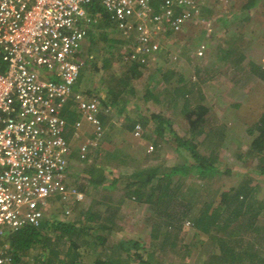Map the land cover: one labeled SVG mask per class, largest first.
<instances>
[{
    "label": "built area",
    "instance_id": "2783aa9c",
    "mask_svg": "<svg viewBox=\"0 0 264 264\" xmlns=\"http://www.w3.org/2000/svg\"><path fill=\"white\" fill-rule=\"evenodd\" d=\"M91 1L0 0V239L26 225L39 227L52 200L69 215V205L83 199L67 182L71 148L62 108L71 98L92 128L80 152L95 147L104 132L102 105L96 96L74 91L84 63L80 49L99 20L88 10ZM99 1L122 37L125 61L148 64L164 47L165 34L191 22L211 28L201 16L208 0ZM81 124L74 122L75 134ZM142 131L136 122L133 136ZM7 248L0 244V264H13Z\"/></svg>",
    "mask_w": 264,
    "mask_h": 264
},
{
    "label": "trees",
    "instance_id": "16d2710c",
    "mask_svg": "<svg viewBox=\"0 0 264 264\" xmlns=\"http://www.w3.org/2000/svg\"><path fill=\"white\" fill-rule=\"evenodd\" d=\"M259 1L243 0V2L239 1L240 3L234 2L228 9L231 12L232 10L238 12L241 10L245 14H248L250 9L257 10L259 8L263 10L264 7H258ZM261 4L264 6V0H262ZM88 10L92 14H98L101 27L105 28L113 25L110 23L108 15L102 10L99 0H92ZM248 19L249 17L246 16L245 20L248 21ZM231 40L233 44L230 43V46L226 49H220L223 54L220 58L226 61L228 67L243 70L246 68L242 66L245 59V50L239 46L235 48L234 40ZM90 42H93V40ZM121 62L125 66L121 74L118 77L114 76L108 81H104L102 85L105 97L102 99L101 96L97 95L103 105H113L119 115L125 117L126 108L130 104L137 110L139 115L137 121L140 122L142 128L150 127L152 131L157 133V137L160 140L165 139L163 133L169 131V135L175 141L177 152L187 159H183L181 164L170 167L167 165L145 166L142 168L139 165L124 179L123 194L119 201L129 199L140 204H148L153 211V208H155L156 211L154 212L156 215L172 220L167 225L169 228H172L171 225L175 224V228L179 229V225H182L183 220H191L190 222L194 229L206 235L209 240H212L217 245L213 254L208 255L210 259L219 260L222 264H244L245 256H249L251 258L249 264H264L262 243H260L261 245H256V249H241L244 236H246L247 240H251L256 238L254 234H257L261 228L262 230L264 229V222L262 223V220H264V199L258 197L261 184L257 183L253 186L250 184L254 180V177L250 174L257 175V179H261L264 182V112L246 130L251 137L246 153L243 156L241 154L236 155L238 158H242L244 162H248L245 157L249 158L248 160L255 161V166L249 167L245 165L240 178L238 177L240 180L237 184L218 191L213 186L217 176L229 175L235 169L218 161V156L214 154L202 155L196 149L194 138L205 133L207 127L210 128L211 126L210 123L213 117L207 116L208 108L196 101L193 107L186 110L185 117L188 119L189 124L187 132L191 131V135L189 137L185 134L181 135L173 129L170 119L165 118L162 113L151 111L145 114L147 106L131 101V97L133 98L136 93L133 82L142 77V70L147 64L142 65L135 61H125L120 56ZM116 64L117 60L113 56H106L102 61L101 69H110L115 67ZM163 64L158 65L157 72H159L161 81L164 84L171 85L174 80L175 83L183 81L184 76L180 73L174 79L176 72L173 66L166 61ZM4 67V64L0 62V70ZM94 67L98 70V66L95 65ZM247 69L257 78L264 80V67L261 64L248 61ZM197 70L194 72L199 73ZM185 94L187 92L181 94V96L184 97ZM200 97L203 98L201 93L197 100H200ZM141 99L146 104L151 99L158 101L154 91L147 87H145ZM72 116L73 113L68 112V120H71ZM133 124H130L131 127ZM131 127L126 126L125 128L129 129ZM108 138L106 136V139L110 141L111 138L109 136ZM160 140L158 138L155 139L152 142L153 147H159ZM114 145L112 150H98L96 152L97 158L87 166L86 171L90 184L104 185L109 174L115 176L110 182V186L113 187L116 181L122 177L120 171L122 167L129 165L127 161L134 163L133 161H144L148 157L147 154H144L140 158H134L123 149L120 150ZM116 171L121 174L115 175ZM175 175L181 177L194 176L200 179L201 183L195 181L186 183L183 181L174 184L173 177ZM217 195L219 200L214 205L213 202ZM162 202L165 203L164 205L171 203L176 205L177 215L174 216L175 213L167 211V206L161 209L160 204ZM112 206L109 205L107 207V214L103 222L90 209L85 214L86 220L80 225H76L75 221L72 220H43L39 227L26 225L19 230L7 232L3 239H0V243H7V249L12 257L13 264L23 263L30 250L39 245L47 249L45 251L47 254L44 256L45 253L42 251L39 252L40 254H36L34 261L36 264H48L51 262L56 264H130L129 258L132 256L134 264H163V260L156 257L153 252L145 251L144 244L137 238L129 240L116 239V242L112 243L110 254L102 256L98 253V256L92 262H84L80 259L84 253H88L91 250L96 252L102 249L103 246H107L112 232L119 229L116 215L119 212L120 204L116 203V205ZM158 206L160 207L159 210ZM232 227H234V230L236 228V232L231 230ZM153 231L152 236H157L156 228ZM241 231H245L246 234L243 235ZM88 233L91 236L89 243L88 239H86ZM262 238L264 239V237ZM65 243L67 246H65ZM61 245L65 247L60 248ZM208 263L212 264V262Z\"/></svg>",
    "mask_w": 264,
    "mask_h": 264
},
{
    "label": "rangeland",
    "instance_id": "374dc122",
    "mask_svg": "<svg viewBox=\"0 0 264 264\" xmlns=\"http://www.w3.org/2000/svg\"><path fill=\"white\" fill-rule=\"evenodd\" d=\"M210 1V0H208ZM207 1V2H208ZM221 1V0H220ZM243 0H228L221 4L229 8L234 2L240 3ZM262 0L259 1L258 7H264ZM206 3L205 5H207ZM215 5L216 9L221 7ZM221 7V8H222ZM209 7L205 8L204 15L209 16ZM264 9V8H263ZM100 20V19H99ZM93 24L88 32V37L84 40L79 52L80 58L84 61L81 70H79L80 76L78 79V86H82L81 90L89 91V94H97L103 96L102 85L104 81H108L114 76H119L122 70L125 69L124 63H120V56L123 60V53L125 48L122 46V38L117 29L111 25L107 27H101L100 22ZM202 21H196L195 23L187 24L184 29L177 33H168L163 40L162 51L156 58L152 59L147 66L142 70V77L136 79L134 83L135 94L131 101H136L143 106H147L145 114L149 112H159L162 115L170 119L173 129L181 135L190 136L191 131L188 133L189 124L188 119L185 117V112L189 108L193 107L196 101H199L203 106L208 108L209 117H213L210 123V128L207 127V131L203 134L197 135L194 138L196 143V149L202 155L214 154L218 156L221 163L230 166L235 171L231 174L218 175L214 181L213 186L221 191L224 188H228L237 184L240 180V175L243 172L245 165L255 166V161L245 157L244 162L242 158H238L236 155L242 156L246 153L251 141L250 135L247 133V128L253 125L264 112V80L254 76L253 73L248 71V61H257L262 64L264 52L261 49H255L254 46H246L244 49L245 59L242 63L243 70L228 67L226 61H223L220 57L222 52L219 49H215L217 44L202 42L203 41V26ZM234 26V24H233ZM238 29V27H236ZM249 29V25L247 27ZM105 34V36H104ZM244 37H248L247 34H242ZM220 36V35H218ZM121 38V39H120ZM93 42H90L92 41ZM218 42V41H216ZM203 44L204 49H199V46ZM214 45V46H213ZM211 46V47H210ZM248 47V48H247ZM166 48V49H165ZM201 50V51H199ZM263 54V56H261ZM113 56L117 60V64L113 68L101 69L102 61L106 56ZM176 55L177 59L172 60V57ZM202 55V56H199ZM218 58V59H217ZM168 62L175 68L176 75L174 79L178 77V74H182L184 79L182 82L172 81L171 85H166L161 81L158 70V65L163 62ZM225 62V63H224ZM98 66V70L94 66ZM198 69V70H197ZM197 70L199 73H195ZM52 75L50 74V77ZM195 76V77H194ZM203 79V80H200ZM145 87L154 91L157 100L151 99L147 104L141 99V95L144 92ZM187 92L184 97L181 94ZM203 95V98L200 96ZM126 111L131 113L130 118L137 120L139 115L137 110L130 104L127 106ZM112 118H110V128H107L106 135L103 141L98 143L99 149L102 150L107 146L105 144L108 136L113 138L111 142L115 144L120 150L123 149L130 156L134 158H140L142 155L147 154L146 160L129 162L127 167H122L119 171L115 172V175L121 174L122 177L116 181L113 187L107 189H98L91 187L88 188L86 198L84 197L82 202L88 204L93 198L100 202L111 201L113 204L119 203L121 205L119 214H117V222L119 229L112 232V236L109 237L107 246H103L102 249L97 250V254L105 256L110 254L113 246L112 243L116 242V239L121 237H138L142 243H144L145 251L155 253L159 258L163 260V264H222L219 260L210 259L208 255L213 254L216 244L209 240L206 235L201 234L192 226L191 220L185 219L180 228L176 229L175 224H172V228L167 227L168 223L172 220L166 219L164 216L156 215L152 208L147 209L146 206L136 203L134 200L123 199L117 201L122 197L123 184L126 176L133 172L139 165L141 167L149 166H174L181 164L187 158H184L177 152L175 141L173 137L169 135V131H165L164 138L157 137V133L149 128H143L142 138H131L128 136L124 124L119 117L118 112L114 108L112 112ZM139 119V118H138ZM123 122L122 126L118 123ZM130 124L132 123L131 121ZM126 126H128L126 124ZM107 127V126H106ZM105 131V129H104ZM90 135V131L85 132ZM107 136V139H106ZM160 140L159 147H153L151 151H148L149 144L157 139ZM124 141V143H121ZM146 149L148 153H146ZM144 157V156H143ZM141 162V163H140ZM81 166H79L80 168ZM243 169V170H242ZM238 172V173H235ZM239 174V176H237ZM254 177V180L250 184H261V190L258 197L264 199V182L261 179H257V175L250 174ZM115 176H111L113 179ZM239 177V178H238ZM84 177H78L74 180V184H84ZM259 180V181H258ZM185 181H195L201 183L200 179L194 176L181 177L175 175L173 177L174 184ZM177 182V183H176ZM218 195L214 199V205L218 202ZM81 202V203H82ZM161 203L160 207L165 208L167 211L175 213L177 215L176 205H164ZM177 204V203H175ZM81 206V205H80ZM174 206V207H173ZM62 206L57 201H53L45 213V220H51L56 218H74L79 212L78 209H73L69 215L62 213ZM158 206V210L160 209ZM157 213V212H156ZM160 213V212H159ZM156 215V217L154 215ZM120 216V218L118 217ZM154 222V223H153ZM264 220H262V223ZM156 223V224H155ZM157 225V227H156ZM157 231V236H152L153 230ZM236 232V228L231 229ZM242 232V231H241ZM151 234V235H150ZM245 235V231L242 232ZM227 236V234L225 233ZM90 235L86 236L88 243ZM243 247L241 249L250 250L256 249V245L262 243L264 248V229L262 228L254 234L251 240H247L244 236ZM68 244V243H67ZM65 246L66 243H65ZM60 246V248L65 247ZM47 249L42 246L33 247L28 256L24 258L23 263L35 261V255L40 254L42 251L45 253ZM47 253L44 254L46 256ZM43 256V257H44ZM95 258L92 253H84L81 256V260L84 262H91ZM249 256H245L243 263L249 264ZM250 261V262H249ZM129 263L134 264L133 256L129 258Z\"/></svg>",
    "mask_w": 264,
    "mask_h": 264
},
{
    "label": "crops",
    "instance_id": "0c3cea01",
    "mask_svg": "<svg viewBox=\"0 0 264 264\" xmlns=\"http://www.w3.org/2000/svg\"><path fill=\"white\" fill-rule=\"evenodd\" d=\"M227 1L228 0H221V1L220 0H210L207 2L208 3L207 5H204L201 8V11H202L201 16L206 21L209 20L211 22V28H206L205 24L203 22H201L204 24V26H203L204 30L202 31L204 33V35L202 36L203 37L202 42H206V43L208 42L209 45H210V43L211 44L215 43V44H217L216 46L213 45L215 47V49L220 50L221 48H225V49L228 48L230 46V43L233 44L232 40H231V39H233L234 43H235V48L237 46H239L240 48L245 49L246 46H249V45L252 46L253 45L255 49H261V51L264 52V9L263 10H260L259 8L257 10H255V9L251 10L250 9L248 11V14L247 13L245 14V12L241 11V10L239 12L232 10V12H231V11H229L228 8H226V6H223V7L221 6V4H223ZM216 4L217 5L220 4V6L222 8L220 7L218 9H216V7H215ZM207 7H209V10L208 9L206 10L207 13L209 12L208 13L209 16L204 15V10ZM232 13H234V14H232ZM246 16L249 17L248 21L245 20ZM191 23H195V21L191 22ZM233 24H234V26H233ZM248 25H249V29H247ZM236 27H238V29H236ZM183 29H184V27H183ZM244 33L249 35V36L244 37L242 35ZM218 35H220V36H218ZM234 36H235V38H234ZM216 41H218V42H216ZM233 47H234V45H233ZM161 51H162V49H161ZM199 56H202V55H199ZM261 56H263V54ZM254 62H255V64L260 63V62H257L255 60H254ZM262 63H264V58L262 60ZM262 66L264 67V65H262ZM77 84H78V80L75 83L74 91H80L86 95L96 96L99 99L97 94H95V93L89 94V91L86 92V90L84 92V90H81L82 86L80 85V87H79ZM104 97H105V95L103 94L102 99ZM100 103L102 105V109L99 112V117H100L101 121L103 120L102 125L105 129L104 132L106 133L107 128L108 127L110 128V121H111L110 118L113 117L112 112H113L114 108L116 109V107H114L113 105H108V106L103 105L101 100H100ZM106 109H107V111H106ZM116 111H117V109H116ZM68 112L73 113L71 120L70 119L68 120V118H67ZM74 114H75V116H74ZM62 115L66 119V126L64 128L63 135H64L65 139L67 140V142L69 143L70 148H71V152L68 156V161H67V163H68L67 182H68L69 186H72V187L76 188L77 190H79L80 192H82L83 193V199H84V197L86 198L85 193L87 192L88 188L93 187L96 190H98V189H107L110 187V182L112 181V178H111L112 175L108 174V179L106 180V183L104 185H93V184H90L88 182L89 176H88L87 171H86L87 166H89L91 164V162L93 160H95V158H97L96 152L101 149V148L99 149L98 143L100 141H103V138L106 134L103 133V135L100 137V139H98V143L95 147H90L87 150V152L81 153L79 147L85 139L92 137V134H91L92 128L89 125V123L83 117H81V114L77 112L75 105L73 103V100L71 98L67 99V101L65 102V104L62 108ZM118 115H119V113H118ZM103 116H105V117L103 118ZM130 116H131V113L129 111L128 112L126 111L125 117L119 115V117L122 119V121L126 122V124L129 127H131V125H130V122H128V121H131L134 124L136 122H138L137 120H132L130 118ZM76 120H80L82 123L81 127L79 129V132L77 134H75L76 130L73 127V124ZM123 124H124L123 122L118 123V125H120V126H122ZM126 124H124V126H122V127H126ZM134 124H133V126H134ZM133 126L131 128H129V130L127 131L128 136L130 135L131 138L134 137L133 136ZM88 131H90V135L85 133ZM143 132L144 131H142V134L140 137H134V139L135 138H138V139L142 138ZM112 139L113 138H111L110 141L105 142V144L107 146L103 150H112V148H113L112 147L113 143L111 142ZM121 143H124V141H121ZM149 145L153 146V143L149 144ZM146 153H148L147 149H146ZM79 166H81V167L79 168ZM81 176L84 177V180H83L84 184H74V180L78 177H81ZM83 199L80 201H74L72 204L69 205L71 213H72V210L75 208L79 210L78 214L76 216H74V218H56V217H53V219H61L64 221L65 220H72V221H75L76 225H80L81 223H84V221L86 220V216H85L86 212L88 210L92 209L93 214L98 216V218H101L102 219L101 221L103 222L104 221L103 219H105V216L107 214V210H108L107 207L109 205H111V206L116 205L115 203L113 204L111 201L100 202V201L96 200L95 198H93V200L91 202H88V204H85V202H82ZM119 200L120 199H118L117 201H119ZM52 202H53V200H52ZM58 204L60 206H62L61 203L58 202ZM141 204L146 206L147 209H150V206L148 204H145V203H141ZM120 207H121V205L119 206V211H120ZM63 208H64V206L62 207V213L65 215ZM104 209H105V212H104ZM118 214H119V212H118ZM152 215H154V214H152ZM154 216L156 217V215H154ZM118 217L120 218L119 215H118ZM116 218H117V215H116ZM45 219L46 218H44L43 220H45ZM121 238L125 239V240H129V239H133V238L139 239L138 237H132V236L128 237V238H125V237H121ZM121 238H119V239H121ZM88 253L94 254L95 258L98 256V254L96 252H94L93 250L89 251ZM154 255L156 257H158L155 253H154ZM26 264H36V262H34V261L30 262L29 261Z\"/></svg>",
    "mask_w": 264,
    "mask_h": 264
}]
</instances>
